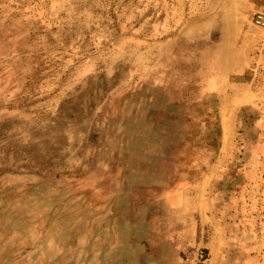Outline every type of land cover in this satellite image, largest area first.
Instances as JSON below:
<instances>
[{"label": "rangeland", "instance_id": "1", "mask_svg": "<svg viewBox=\"0 0 264 264\" xmlns=\"http://www.w3.org/2000/svg\"><path fill=\"white\" fill-rule=\"evenodd\" d=\"M256 12L0 0V264H264Z\"/></svg>", "mask_w": 264, "mask_h": 264}, {"label": "built area", "instance_id": "2", "mask_svg": "<svg viewBox=\"0 0 264 264\" xmlns=\"http://www.w3.org/2000/svg\"><path fill=\"white\" fill-rule=\"evenodd\" d=\"M252 22L256 27L264 29V12H256Z\"/></svg>", "mask_w": 264, "mask_h": 264}, {"label": "crops", "instance_id": "3", "mask_svg": "<svg viewBox=\"0 0 264 264\" xmlns=\"http://www.w3.org/2000/svg\"><path fill=\"white\" fill-rule=\"evenodd\" d=\"M221 244H222V243H221ZM221 244H220V245H221ZM220 245H219V249L221 248V246H220ZM216 264H217V263H216Z\"/></svg>", "mask_w": 264, "mask_h": 264}]
</instances>
